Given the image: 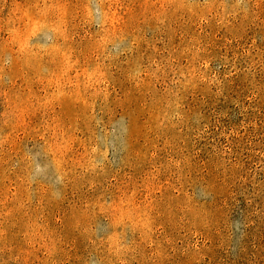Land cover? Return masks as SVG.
<instances>
[{
    "label": "rangeland",
    "instance_id": "1",
    "mask_svg": "<svg viewBox=\"0 0 264 264\" xmlns=\"http://www.w3.org/2000/svg\"><path fill=\"white\" fill-rule=\"evenodd\" d=\"M0 264H264V0H0Z\"/></svg>",
    "mask_w": 264,
    "mask_h": 264
}]
</instances>
